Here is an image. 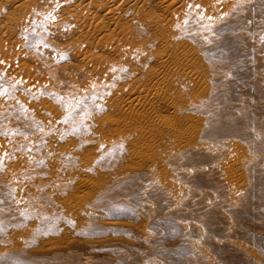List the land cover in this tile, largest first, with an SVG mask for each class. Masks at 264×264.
I'll return each mask as SVG.
<instances>
[{
	"label": "rangeland",
	"instance_id": "374dc122",
	"mask_svg": "<svg viewBox=\"0 0 264 264\" xmlns=\"http://www.w3.org/2000/svg\"><path fill=\"white\" fill-rule=\"evenodd\" d=\"M65 1L17 0L30 12L0 65V264H264V0L173 23L164 123L129 98L160 44L119 27L83 44L66 11L84 0Z\"/></svg>",
	"mask_w": 264,
	"mask_h": 264
},
{
	"label": "bare ground",
	"instance_id": "6f19581e",
	"mask_svg": "<svg viewBox=\"0 0 264 264\" xmlns=\"http://www.w3.org/2000/svg\"><path fill=\"white\" fill-rule=\"evenodd\" d=\"M26 1H28V0H26ZM52 1L54 2L53 5H55V7H56L55 9H57L59 11L63 10L62 2L65 0H52ZM213 1L214 0H205L204 3L205 2H211L212 3ZM16 2H17V0H0V65L13 64L12 63L13 61H11L12 59L9 58V55H10V52L13 51L14 48L16 47V44H15L16 41L13 40L12 38H14V36H15L14 32L16 30H18V28H19V27L17 28V26L20 25L22 22H24L23 21L24 14L26 15L27 13L30 12V10L28 12L27 6L21 7ZM123 2H125L127 4L134 5L132 7L133 13L130 14L129 17H127L124 21H122L123 15L121 14V11H123L121 4ZM201 3H202L201 0H154V2H153L154 8H152V11H147V10H144V7L147 5V0H84V3L82 4L83 7H81V10L83 8L82 11L80 10V8H79V10L78 9L76 10V7H74L72 5H70V6H72L71 9H68V11H66V10L65 11L68 12L67 14H71V16H72L71 25L73 24V26H75L74 28H78L77 29L78 34L74 38H77V39L81 38V39H83V42L84 41L88 42V44H89V42H91V44H92L93 39L90 41V38H92V37L95 38V36L96 37L99 36L98 41H100L101 37H104L107 35V33H106L107 29H111V28L114 29L116 27H119L120 30L124 34H130L131 38H134L138 33L144 32L145 35L147 34V35L151 36L154 40H156V42H158L160 44L159 50L162 54L156 60V63L152 64V65H154L153 67H154L155 71H157V73L160 75L158 77H155V76H152L150 73L149 76L147 77V81H146L147 87L146 88L143 87L144 90H141V91L140 90L131 91L129 93V98H130V100L131 99L132 100H138L139 99L142 101L145 100V102L147 104H151L150 111L153 114V116L155 117L156 123H157V121L159 123H161L164 121V119H166L168 116H170L169 111L172 110L170 108H174V109L176 108L175 102L169 103L166 100V97H170V96L174 97L173 92L176 91L175 88H177V85L183 84V83H181L183 76L181 78L178 76L179 78L176 79V80H178V82H177V84H175V86L172 84L173 83L172 81L175 80V77H174L173 72H172L173 70L167 69V66L172 65V68L175 69L178 66V64H177L176 60L171 59L170 54L165 53L167 46H169V40L166 38V35L169 32L173 31V29H174L173 23L175 21L177 22L178 20H181L182 15L185 14V12L188 8H190L192 10L194 7H196L197 5H199ZM73 5H74V3H73ZM88 5H90L91 7H96L97 9L101 8V10H102V11H100L101 13L100 14H96V12L94 13V10H93L94 8L92 10L88 9L87 8ZM70 6L68 8H70ZM90 6H89V8H90ZM30 7H29V9H30ZM21 8H22V11L20 12L19 9H21ZM34 11H36V10H34ZM19 13H21L23 15H21ZM58 16H61L60 19H63L67 15L62 16V14H61ZM26 17H27V15H26ZM53 26L57 27V25H53ZM60 26L61 25H59L57 28H59ZM124 37H125V35H124ZM85 42L83 44H85ZM103 42L104 41L102 40V43ZM96 43H95L96 45H94V46H99V44L101 42L100 43L96 42ZM84 46H86V45H84ZM99 48L102 49L101 45ZM89 51H91V50H89ZM84 54H86V53H84ZM163 54L165 56H162ZM88 55H91V53L90 54L87 53L86 57ZM83 61H89L91 63L92 59L89 58L88 60H83ZM86 63L88 64V62H86ZM148 89H151L152 92L150 91L151 95L149 97L147 96L148 97L147 98L146 97V92H147L146 90H148ZM130 100H128V98H127V102ZM124 105H126V104H123V106ZM127 106L129 107V103ZM125 108L122 107V110L123 109L125 110ZM130 111H131V113L130 114L127 113V115L125 116L126 117L125 119H127L130 123H132L133 121H137L138 123H149L150 122L149 120H147L145 118V116L142 112H134V111L132 112V110H130ZM118 113H116V114H118ZM170 114L172 115V112ZM122 115H124V113ZM170 120H172V118ZM165 128H166V130L169 129V127H167V126H165ZM172 128L173 127H171V129ZM178 130H180V129H178Z\"/></svg>",
	"mask_w": 264,
	"mask_h": 264
}]
</instances>
